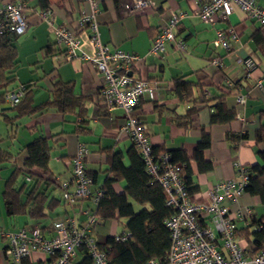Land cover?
Returning a JSON list of instances; mask_svg holds the SVG:
<instances>
[{
    "label": "crops",
    "instance_id": "crops-1",
    "mask_svg": "<svg viewBox=\"0 0 264 264\" xmlns=\"http://www.w3.org/2000/svg\"><path fill=\"white\" fill-rule=\"evenodd\" d=\"M10 1L16 0H0V7ZM17 1L27 7L28 28L25 33L12 38L18 56L16 64L4 72V76L12 78L7 91L31 85L32 104L38 105L52 98L54 82L62 80L73 84L77 96L89 97L81 113L78 108L74 113H63L57 108L47 107L9 124L3 120V115L12 118L16 111L7 103L1 108L0 147L13 155L14 163L6 164L0 172V230L15 231L39 223L49 233L52 222L67 214H75L84 220L82 210L92 205L91 200L87 199L69 208L60 203L62 194L59 182H71V160L78 145L84 144L90 150L86 168L94 177L92 190L95 191L103 187L110 176V155L120 152L124 164H131L129 150L132 143L120 133L125 120L123 110H108L101 103L104 75L90 62L67 60L63 48L56 44L51 26L40 16L42 11L50 10L55 25L74 28L81 12L88 6L82 0H45V6L40 0ZM99 2L101 11L97 22L101 41L144 56V61L128 73L147 78L156 91L154 98L144 95L136 115L145 124L157 152L178 150L189 157V172L194 185L198 187L190 195L192 201L209 202L211 187L236 175V162L249 167L261 163L258 150L262 144L256 143V132L264 125V26L248 17L238 6H234L227 20L214 15L211 22L206 23L196 15L203 0H152L153 6L139 12H132L128 8L132 0ZM258 3L264 6V0H258ZM173 10L186 14L178 24L176 34L185 41L187 49L180 51L169 43L163 56L155 57L150 53L152 40L167 24ZM229 26L235 27L239 39L232 42L233 51L227 52L222 47H215L213 41L218 28ZM79 34L83 49L93 52L90 30H79ZM215 55L224 57L223 67H216L211 62ZM246 56H253L259 64L251 78L245 75L243 66L237 61L239 57ZM259 78H262L263 88L256 84ZM226 79L234 81L230 91L224 86ZM180 80L191 83V95L180 93L176 88V82ZM239 94L246 98L244 105L236 104ZM223 98L226 103L224 111L235 110L236 117L228 122H213L215 106ZM238 112L241 118L237 116ZM204 133L210 137V146L204 152V159L212 164L208 171H200L194 157L195 148ZM41 137L48 138L52 147L48 173L37 167L28 169L24 166L28 156L27 145ZM15 167L43 175L46 181H58H53L47 187L49 200L58 199L59 204L53 210L47 209L45 220L31 219L26 214L8 215L2 194L5 182ZM19 182L24 183L26 188L34 184V180L28 176L20 177ZM46 186L44 182L40 189ZM126 186L125 179L112 183L116 193L125 192ZM129 200L136 210L141 209V205ZM224 204L232 211L245 212L247 206L251 208V214L237 221V240L247 254L253 255L255 251L250 232L254 227L251 226V218L264 216L260 197L245 191L236 201L225 199ZM52 214H56L55 218H52ZM47 219L50 220L49 224ZM100 235L98 232V237ZM6 244L7 240H0V264H7Z\"/></svg>",
    "mask_w": 264,
    "mask_h": 264
},
{
    "label": "built area",
    "instance_id": "built-area-1",
    "mask_svg": "<svg viewBox=\"0 0 264 264\" xmlns=\"http://www.w3.org/2000/svg\"><path fill=\"white\" fill-rule=\"evenodd\" d=\"M82 1L88 9L81 12L74 28L55 25L50 10L42 11L40 16L51 26L56 44L63 48L67 60L90 62L104 75L105 85L100 93L102 105L108 110H123L125 120L120 129L121 135L139 151L147 173L161 185L167 195V205L174 210L165 221L171 242L165 261L149 258L145 264H264V238L253 255L247 254L237 240V221L251 214V208L247 206L245 212L232 211L224 204L225 199L234 202L245 192L250 180L249 166L236 162V175L214 184L209 191V202L192 201L182 177L184 164L174 162L170 152H154L146 126L136 115L144 95L154 98L156 91L147 78L128 73L144 61V56L104 44L98 32L99 0ZM150 6H153L152 0H132L128 8L132 12H139ZM234 6L264 26V6L258 0H203L196 15L206 23H210L214 15L227 20ZM26 11V5L17 0L0 7V37L25 33L28 28ZM185 15L180 10L171 11L167 24L152 40L150 53L153 56L162 57L169 43L177 50L187 49L185 41L176 34V28ZM85 29L90 30L93 52L82 47L79 30ZM238 39L239 33L235 27L218 28L213 44L230 52L233 51L232 42ZM223 58L215 55L211 62L216 67H223ZM237 61L248 78L259 66L253 56L239 57ZM256 84L263 88L262 78L257 79ZM224 86L230 91L234 81L226 79ZM24 88L25 85H22L16 90L7 91L5 102L12 107L17 105L24 96ZM245 102L244 95H237V105H244ZM237 116L241 118L239 112ZM89 154V148L79 144L71 160V182L60 183L67 207H74L82 200H91L92 205L82 210L84 220L75 214H67L52 222L49 233L39 223L15 231L0 230V240H7V264H110L108 251L100 246L96 235L97 227L104 223L96 212L103 190H92L93 178L86 169ZM130 236L127 230L114 235L117 242L125 241ZM78 257L81 260L78 261Z\"/></svg>",
    "mask_w": 264,
    "mask_h": 264
},
{
    "label": "trees",
    "instance_id": "trees-1",
    "mask_svg": "<svg viewBox=\"0 0 264 264\" xmlns=\"http://www.w3.org/2000/svg\"><path fill=\"white\" fill-rule=\"evenodd\" d=\"M40 3L43 6L46 5L45 0H40ZM12 38L13 36L0 37V116L2 115L1 108L6 104L7 87L12 82V78L4 76V72L16 64L18 56ZM176 88L180 93L186 92L187 96L192 94V86L189 82L177 81ZM52 92L51 99L33 105L31 85L25 86L24 97L12 107L16 111V115L12 118L3 115V120L9 124L24 115L35 114L47 107L57 108L63 113H74L78 108L81 113L86 100L89 99L87 96H77L74 93L73 84L62 80L54 82ZM225 106L224 98L216 104L215 112L212 114L213 122H228L236 117V111L232 109L224 111ZM256 143L262 144V148L258 150L261 163L249 167L250 180L245 191L259 196L264 205V125H261L256 132ZM209 146L210 137L204 133L194 151L200 171H208L212 167L211 162L204 159V152ZM26 149L28 156L24 160V166L28 169L37 167L44 173H48L52 150L48 138L35 139L27 145ZM153 149L155 153L159 154L155 148ZM167 152L171 153L174 162L184 164L182 177L188 193L191 195L196 192L198 187L192 181L187 154L178 150ZM129 155L131 158L129 166L124 164L123 155L120 152L110 155V176L106 184L98 188L103 190V196L96 207V212L104 219V222L113 219L125 220V228L131 233V236L125 241L117 242L114 235L98 237L96 231L98 243L108 251L110 264H145L149 258H156L164 262L171 244L170 233L165 221L173 214L174 210L167 205V195L161 185L153 181L147 173L145 162L134 145L129 150ZM9 163H14L13 155L0 147V172ZM87 172L93 178L94 183V177L88 170ZM22 176L33 179L34 184L26 188L24 183L19 182ZM120 179H125L127 186L125 192L116 193L112 188V183ZM53 181L49 179L46 181L43 175L31 171L26 172L22 168L15 167L5 182L2 194L8 215L26 214L31 219L45 220L48 216L47 209L53 210L59 204L58 199L49 200L47 187L51 186ZM44 182L47 186L41 190L40 187ZM129 198L141 205V209L136 210ZM60 203L65 205L63 196ZM251 226L254 227V230L250 232L254 250L259 249L264 238V216L258 219L252 217ZM44 227L43 225V229ZM82 259L86 262V258Z\"/></svg>",
    "mask_w": 264,
    "mask_h": 264
},
{
    "label": "rangeland",
    "instance_id": "rangeland-1",
    "mask_svg": "<svg viewBox=\"0 0 264 264\" xmlns=\"http://www.w3.org/2000/svg\"><path fill=\"white\" fill-rule=\"evenodd\" d=\"M25 72L29 75L27 69H25ZM1 124L3 125V121H1ZM2 131H3V128H2ZM61 194H63L62 190H61ZM67 208H69V207H67ZM55 216H56V214H52V218H55ZM49 222H50V220L47 219L48 224H49ZM124 227H125V220H123V219L114 220L113 219V220L105 221L102 225L98 226L97 232L101 233V235H107V234L115 235V234H120L121 232H123Z\"/></svg>",
    "mask_w": 264,
    "mask_h": 264
}]
</instances>
